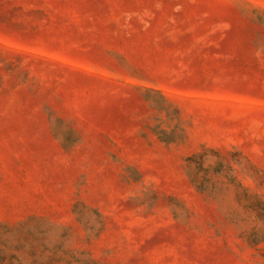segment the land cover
<instances>
[{"label": "rangeland", "instance_id": "1", "mask_svg": "<svg viewBox=\"0 0 264 264\" xmlns=\"http://www.w3.org/2000/svg\"><path fill=\"white\" fill-rule=\"evenodd\" d=\"M0 264H264V0H0Z\"/></svg>", "mask_w": 264, "mask_h": 264}]
</instances>
